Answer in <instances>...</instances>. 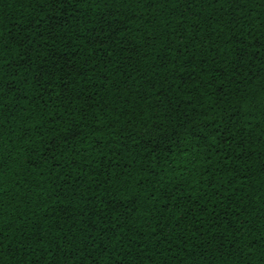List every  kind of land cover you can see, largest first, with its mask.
Segmentation results:
<instances>
[{"label":"trees","instance_id":"trees-1","mask_svg":"<svg viewBox=\"0 0 264 264\" xmlns=\"http://www.w3.org/2000/svg\"><path fill=\"white\" fill-rule=\"evenodd\" d=\"M262 95L264 0H0V264H264Z\"/></svg>","mask_w":264,"mask_h":264},{"label":"snow or ice","instance_id":"snow-or-ice-1","mask_svg":"<svg viewBox=\"0 0 264 264\" xmlns=\"http://www.w3.org/2000/svg\"><path fill=\"white\" fill-rule=\"evenodd\" d=\"M55 2H56V0H52V3H55ZM248 104H250V105H253V104H264V95L260 96L259 98L253 97V99L248 101ZM157 127H159V126H157ZM140 134L141 135H150L152 137H159L160 136V134L158 132H156L155 129H152L150 133H140ZM65 139H68V138L65 137ZM164 139L167 140L168 137L165 136ZM93 243H95V242H93ZM106 250L107 249H105V251Z\"/></svg>","mask_w":264,"mask_h":264}]
</instances>
